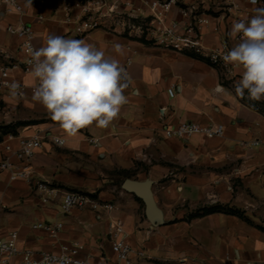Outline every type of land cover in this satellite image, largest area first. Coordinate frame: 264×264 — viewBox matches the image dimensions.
Masks as SVG:
<instances>
[{
	"label": "crops",
	"instance_id": "1",
	"mask_svg": "<svg viewBox=\"0 0 264 264\" xmlns=\"http://www.w3.org/2000/svg\"><path fill=\"white\" fill-rule=\"evenodd\" d=\"M25 10L23 17L0 15V52L19 57V41L6 29L23 21L34 27L37 48L50 34H56L84 40L104 51L106 57L118 60L125 69L129 87L124 93L127 103L108 128L93 124L75 137H68L33 96L0 100V105L14 114H29L22 118L23 123H18L16 134L0 133V160L5 144L16 149L20 138L39 134L43 137L42 148L32 160L37 177L61 190L90 193L102 204L115 206L114 211L101 208L64 214L60 197L43 205L26 181H12L1 173L0 237L17 231L21 248L48 252L80 244L84 247L81 258L91 256L96 262L110 264L114 260L110 226L120 221L126 241L148 255L136 264H264V232L260 229L223 213L188 219L210 204L243 206L239 200L245 198L247 189L264 198L261 148L239 152L242 164L234 170L243 186L242 196L237 199L230 177L215 182L210 169L192 165L200 158L206 163L213 158L214 153L207 147L214 143H221V152L232 159L235 152L230 149L237 144L264 141V118L242 104L231 89L240 79L241 69L234 67L233 74L227 75L204 60L161 49L119 29H97L77 36L70 26L56 21L51 8L34 6ZM37 14L47 20L39 22ZM214 17L211 27L203 33L207 49L231 39L230 20L219 13ZM117 44L122 46V53L115 50ZM23 80L32 84L36 79L30 74ZM171 88L173 97L169 95ZM183 121L222 124L225 133L221 138L195 136L187 141L163 136L162 127ZM6 125L15 123L7 121ZM52 137L66 144L58 146L51 142ZM128 172L132 175L129 181L140 187V192L122 187L116 191L118 184L109 175ZM37 222L63 223L64 227L54 238L34 230L32 225Z\"/></svg>",
	"mask_w": 264,
	"mask_h": 264
},
{
	"label": "built area",
	"instance_id": "2",
	"mask_svg": "<svg viewBox=\"0 0 264 264\" xmlns=\"http://www.w3.org/2000/svg\"><path fill=\"white\" fill-rule=\"evenodd\" d=\"M34 6L51 8L56 21L70 26L77 36L87 35L97 29H119L122 33L143 38L164 50L200 56L210 65L232 75L234 66H226L221 57L237 41L226 39L219 47L207 49L203 44L204 30L211 27L214 13L221 14L233 23L244 17L250 18L256 7L264 6V0H258L257 5L250 0H0V15L16 14L23 17L26 15L25 7ZM36 19L39 22L47 20L43 14H37ZM6 30L19 41V57L0 52V100L4 102L33 96V90L38 85V80L32 84L23 80L31 74L32 50L37 48L34 27L21 21L18 25H9ZM13 83L19 85L15 94L11 88ZM169 95L173 97V88L169 90ZM161 132L167 139L182 141L195 136L215 139L224 136L225 127L218 123L201 125L183 121L175 126L166 125ZM54 138H51L52 143L58 146L66 144L65 140L60 144ZM42 141L43 137L35 134L20 138L16 149L5 144L4 155L0 160V174L6 173L12 181H26L38 194L43 205H49L60 197V210L64 214L86 209L115 210L113 204H102L90 193L61 190L50 181L37 177L32 160L42 148ZM241 144L264 151V141L261 140ZM63 227V223L53 222H37L32 225L34 230L43 231L54 238ZM110 228L112 231L109 236L114 253V260L110 264H136V261L148 258L144 250L134 249L126 241L122 222L117 221ZM83 249L80 244L63 246L59 252L21 248L18 232L14 231L6 237H0V264H102L91 256L81 258Z\"/></svg>",
	"mask_w": 264,
	"mask_h": 264
},
{
	"label": "clouds",
	"instance_id": "3",
	"mask_svg": "<svg viewBox=\"0 0 264 264\" xmlns=\"http://www.w3.org/2000/svg\"><path fill=\"white\" fill-rule=\"evenodd\" d=\"M254 5L258 0H250ZM229 37L237 41L221 57L224 64L240 68L234 81L235 95L248 91L253 101L264 99V6L254 15L233 21ZM122 53V46H114ZM31 74L38 80L33 100L68 137L95 124L108 128L127 103V74L120 62L84 40L50 34L43 46L32 50ZM13 83L11 88L18 89ZM223 88V86H220ZM57 143L64 140L55 137Z\"/></svg>",
	"mask_w": 264,
	"mask_h": 264
},
{
	"label": "rangeland",
	"instance_id": "4",
	"mask_svg": "<svg viewBox=\"0 0 264 264\" xmlns=\"http://www.w3.org/2000/svg\"><path fill=\"white\" fill-rule=\"evenodd\" d=\"M218 14V13H216ZM215 15V13L213 14ZM231 89L234 92V87L232 86ZM235 94V92H234ZM242 104L247 106L249 109L259 113L264 118V99L261 101H253L248 98V91L245 90V96L243 99L236 96ZM8 115V117H6ZM29 116L27 112L24 111H16V114L11 111V109H4L3 105H0V133L3 130L1 128L2 125H6L7 121H11V123H23L24 117ZM17 122V123H16ZM210 151L212 150V153H214V157L209 159V161L206 163L204 158H200L197 163H193L192 165H195L198 168H208L213 172V175L215 177V182L218 180H221L225 177H230V181L232 182V187L234 190V195L237 198H239V195L242 194V179L238 176L237 171L234 169H237L238 166L242 164L243 158H239L240 151H244L248 149L249 147L243 146L241 143L237 144L230 150L235 152L234 158L230 159L228 156L224 153H222V144L221 143H214L207 147ZM220 151V152H219ZM185 165V164H184ZM188 165V164H187ZM204 171V170H203ZM202 170L199 171V175L201 174ZM131 173H125L120 175H109L111 179H113L118 185H117V192L121 190V187L123 190H126L121 183L132 180L130 175ZM241 189V193H240ZM242 196V195H241ZM245 198L241 197L240 202H242L243 206L238 207L235 206L233 208L240 210L244 213V217L249 221L248 224L258 228V229H264V198L260 199L256 197L251 190L247 189ZM251 201V204H248ZM210 204L208 207L216 205ZM201 206V205H200ZM201 208V207H200Z\"/></svg>",
	"mask_w": 264,
	"mask_h": 264
},
{
	"label": "trees",
	"instance_id": "5",
	"mask_svg": "<svg viewBox=\"0 0 264 264\" xmlns=\"http://www.w3.org/2000/svg\"><path fill=\"white\" fill-rule=\"evenodd\" d=\"M191 56L198 58L200 60H204L208 63V61L206 59H204L200 56H196V55H191ZM18 126H19L18 124L1 126V128H3V130H4V131H2V133L5 135H8V134L14 135L17 133L16 128ZM214 213H223V214H227V215L236 216V217H238V218L249 223V221L244 217L243 212H241L240 210L235 209L233 207H230L229 205H222V204H216V205H213L210 207L200 208L195 213L190 214L188 216V219L201 218V217L208 216V215H211ZM260 230L264 232V229H260Z\"/></svg>",
	"mask_w": 264,
	"mask_h": 264
},
{
	"label": "water",
	"instance_id": "6",
	"mask_svg": "<svg viewBox=\"0 0 264 264\" xmlns=\"http://www.w3.org/2000/svg\"><path fill=\"white\" fill-rule=\"evenodd\" d=\"M126 190H135V191H138L140 192L141 191V188L140 187H136L135 184H133L131 181H126L123 183L122 185Z\"/></svg>",
	"mask_w": 264,
	"mask_h": 264
}]
</instances>
